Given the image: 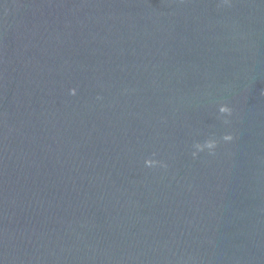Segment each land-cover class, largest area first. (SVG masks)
<instances>
[{
  "label": "water",
  "instance_id": "1",
  "mask_svg": "<svg viewBox=\"0 0 264 264\" xmlns=\"http://www.w3.org/2000/svg\"><path fill=\"white\" fill-rule=\"evenodd\" d=\"M0 264H264V0H0Z\"/></svg>",
  "mask_w": 264,
  "mask_h": 264
}]
</instances>
